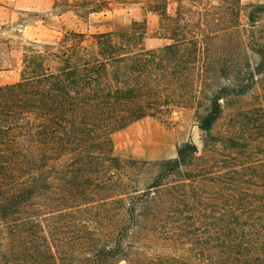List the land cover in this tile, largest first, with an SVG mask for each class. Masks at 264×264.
Instances as JSON below:
<instances>
[{
	"label": "trees",
	"instance_id": "16d2710c",
	"mask_svg": "<svg viewBox=\"0 0 264 264\" xmlns=\"http://www.w3.org/2000/svg\"><path fill=\"white\" fill-rule=\"evenodd\" d=\"M245 7L223 82L182 71L198 38L146 48L145 19L22 46L19 78L0 84V264H264V2ZM191 92L209 101L200 147L115 154V132ZM234 97L251 101L210 137Z\"/></svg>",
	"mask_w": 264,
	"mask_h": 264
},
{
	"label": "rangeland",
	"instance_id": "374dc122",
	"mask_svg": "<svg viewBox=\"0 0 264 264\" xmlns=\"http://www.w3.org/2000/svg\"><path fill=\"white\" fill-rule=\"evenodd\" d=\"M79 1L81 5H77ZM79 1L0 0V84L19 78L22 46L28 41L56 40L66 31L85 34L109 31L117 26H127L132 20L142 19L146 20V48L170 44L179 31L187 37L198 38L201 49L197 52L195 65L182 71L193 77L203 74L209 80L223 82L222 77L234 70L230 62H242L244 57L240 47L234 49L230 44L238 41L247 27L246 4L264 2L239 0V4L231 10L233 0H125L121 3L106 0V4L99 9H96L98 0ZM218 58L221 62L226 61V66L213 63ZM175 100L166 112L157 113L155 118L147 116L142 119L172 121L189 114L194 126L198 127L200 118L208 109V97L200 92H191L187 100ZM228 100L233 109H224L213 124L210 137L231 132V113L251 101L235 97ZM173 111H179V115L172 114ZM121 130L113 134L115 154L122 158L132 157L118 147L117 134ZM197 135L203 137L199 127ZM189 141H193L191 135Z\"/></svg>",
	"mask_w": 264,
	"mask_h": 264
},
{
	"label": "crops",
	"instance_id": "0c3cea01",
	"mask_svg": "<svg viewBox=\"0 0 264 264\" xmlns=\"http://www.w3.org/2000/svg\"><path fill=\"white\" fill-rule=\"evenodd\" d=\"M193 123L189 114L172 121L145 118L118 132V147L139 159H172L176 156V148L192 136Z\"/></svg>",
	"mask_w": 264,
	"mask_h": 264
},
{
	"label": "water",
	"instance_id": "95a60500",
	"mask_svg": "<svg viewBox=\"0 0 264 264\" xmlns=\"http://www.w3.org/2000/svg\"><path fill=\"white\" fill-rule=\"evenodd\" d=\"M197 133H198V127L194 126V131L192 134V140H193L194 144H196L198 147H200L201 146V138L198 137Z\"/></svg>",
	"mask_w": 264,
	"mask_h": 264
},
{
	"label": "built area",
	"instance_id": "2783aa9c",
	"mask_svg": "<svg viewBox=\"0 0 264 264\" xmlns=\"http://www.w3.org/2000/svg\"><path fill=\"white\" fill-rule=\"evenodd\" d=\"M172 114H174V115H177V116H178V115H179V111H173V112H172Z\"/></svg>",
	"mask_w": 264,
	"mask_h": 264
}]
</instances>
